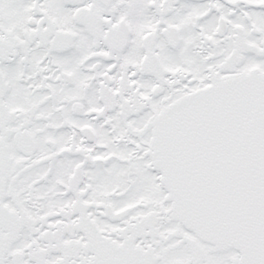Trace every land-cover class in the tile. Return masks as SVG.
<instances>
[{
    "label": "snow or ice",
    "instance_id": "obj_1",
    "mask_svg": "<svg viewBox=\"0 0 264 264\" xmlns=\"http://www.w3.org/2000/svg\"><path fill=\"white\" fill-rule=\"evenodd\" d=\"M0 264H264V0H0Z\"/></svg>",
    "mask_w": 264,
    "mask_h": 264
}]
</instances>
